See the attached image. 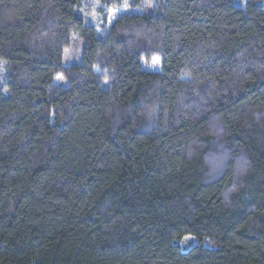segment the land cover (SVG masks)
<instances>
[{"label":"trees","instance_id":"1","mask_svg":"<svg viewBox=\"0 0 264 264\" xmlns=\"http://www.w3.org/2000/svg\"><path fill=\"white\" fill-rule=\"evenodd\" d=\"M75 3L0 0V264H264V0ZM64 23L108 83L49 80Z\"/></svg>","mask_w":264,"mask_h":264},{"label":"clouds","instance_id":"2","mask_svg":"<svg viewBox=\"0 0 264 264\" xmlns=\"http://www.w3.org/2000/svg\"><path fill=\"white\" fill-rule=\"evenodd\" d=\"M100 4L104 11L107 13L108 17H112V9L117 8H124L127 9L129 7L128 0H123L122 4H117L114 2V0H111V3L103 2L102 0H76V3L73 5L75 11H79L82 14V20L86 21L89 18H91L93 21H96L94 24L92 31L94 33L101 32V24H103L102 20V14L103 12H98L96 5ZM149 7L151 4L149 3ZM56 11V10H55ZM57 12V11H56ZM63 18V17H62ZM64 19V18H63ZM84 23V24H86ZM62 29V34L59 39H45V43L51 45L52 48V54L54 56V65L56 67V72L60 73L59 75H55L54 73L49 74V80L52 81V83H58L67 81L68 84H71V82L75 79V74L71 72H66L63 69V65L71 61L74 57H79L82 53L88 54L89 58L93 60L91 64V73L97 74L102 72V79L104 83H108L112 77L110 76V72H117L119 65L116 67H113L111 65H107L103 68H101V62L100 58L106 55V49L100 48L97 46V49L93 53H89V51H85L82 47L86 39L91 38L92 36L89 35L88 31L84 29L81 30L78 28L75 24L71 23H64L63 25L59 26ZM29 35H33L34 33H29ZM46 37H49V34L47 32L43 33L40 37H34L36 39H44ZM5 47H10L9 45H5ZM43 47V45H41ZM155 57H159V60H155ZM10 59H7L3 56H0V72L6 71L5 66H11ZM161 64V55H153L151 57V65L152 66H159ZM53 75H55V79H53ZM188 75H191V72L188 73ZM99 77V76H98ZM83 79V78H81ZM5 92L8 91L7 88L4 89ZM211 242V241H208Z\"/></svg>","mask_w":264,"mask_h":264},{"label":"rangeland","instance_id":"3","mask_svg":"<svg viewBox=\"0 0 264 264\" xmlns=\"http://www.w3.org/2000/svg\"><path fill=\"white\" fill-rule=\"evenodd\" d=\"M143 1H144V3H145V5H144L145 8H150V7L153 5V1H154V0H143ZM122 3H123V0H121V4H122ZM149 3L151 4L150 7L148 6ZM128 4H129V0H128ZM100 8H101V7H98V8H97V11H98V9H100ZM128 8H129V7H128ZM128 8H127V9H128ZM124 10H126V9H124V8H119V11H118L117 13H119V12H121V11H124ZM117 13L113 14V16H112L111 18H109L108 15H107V23H108V24L112 21V19L116 16ZM81 15H82V14H81ZM87 21L90 22V23H93V24L96 23V21H93L91 18H89ZM71 63H72V60L66 62L65 65H68V64H71ZM150 68H156V69H157L158 66H152V65H151ZM4 80H5L4 75L0 73V84H1ZM58 83H64V82H58ZM194 243H195L194 238H192V237H190V236H186V237L184 238V240L180 243V247H181V249L184 251V250H187V249L189 248V245H190V244H194Z\"/></svg>","mask_w":264,"mask_h":264},{"label":"snow or ice","instance_id":"4","mask_svg":"<svg viewBox=\"0 0 264 264\" xmlns=\"http://www.w3.org/2000/svg\"><path fill=\"white\" fill-rule=\"evenodd\" d=\"M96 7H102V6H101L100 4H97ZM118 11H119V8H117V9H112V10H111V12H112V16H113V14L117 13ZM154 59L158 61V60H159V57H155Z\"/></svg>","mask_w":264,"mask_h":264}]
</instances>
